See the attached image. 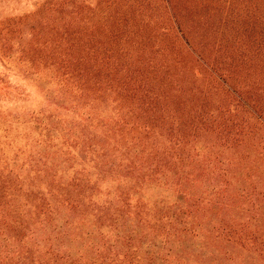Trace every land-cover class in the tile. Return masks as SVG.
Listing matches in <instances>:
<instances>
[{
	"label": "trees",
	"instance_id": "16d2710c",
	"mask_svg": "<svg viewBox=\"0 0 264 264\" xmlns=\"http://www.w3.org/2000/svg\"><path fill=\"white\" fill-rule=\"evenodd\" d=\"M161 2L68 0L19 58L62 84L21 123L0 113V264H264L257 184L234 197L222 183L191 179L207 161L202 141L225 156L214 171L237 169L235 149L251 179L264 130V18L245 0H189L186 10ZM172 53L190 59L198 85H155ZM21 126L18 145L11 131ZM30 177L40 185L26 186ZM58 206L78 224L96 220L97 243L92 230L72 232V217L58 222ZM82 244L93 251L85 256Z\"/></svg>",
	"mask_w": 264,
	"mask_h": 264
},
{
	"label": "rangeland",
	"instance_id": "374dc122",
	"mask_svg": "<svg viewBox=\"0 0 264 264\" xmlns=\"http://www.w3.org/2000/svg\"><path fill=\"white\" fill-rule=\"evenodd\" d=\"M68 0H0V85H6L5 94H0V113L9 112L11 113L12 121L22 122L27 118L24 113L38 111L40 108L45 106L46 104L51 105L52 101H48L45 97V92H48L47 89L52 88L54 85H61L62 83L57 84L54 79H52L51 73L49 70L41 71V73H36L31 67L29 62L22 63L19 58L27 50V46L32 44L39 45L41 43V37H45L46 29L42 26L44 22H51L56 18L64 17V11L67 10L66 2ZM86 3H92L94 5L95 0H84ZM181 6V9L186 10L189 9L190 6L196 5V2H188L189 0H178ZM197 2L205 1V0H195ZM238 1V0H237ZM242 1V0H241ZM152 4L159 8L162 6L161 0H151ZM245 5L252 9V13L255 14V17L260 16L264 18V0H245ZM185 13V12H184ZM160 10H155L154 15H160ZM190 19L187 18L183 19ZM191 25V22L189 24ZM189 26V27H190ZM151 38L155 39V35L157 33H152ZM195 36L194 33L190 34V37L198 40L201 37V34ZM148 35V34H147ZM154 36V37H153ZM40 42L39 44L35 43ZM37 52H32L29 50L28 54L30 57L32 55H37ZM175 53L170 54L167 60L161 58L159 64L161 68L155 85H198L196 83L195 77L193 78L192 71V62L188 57L186 58H178L175 60ZM194 74L200 76L199 70L194 71ZM194 75V76H195ZM163 76L165 78H163ZM168 78V82L167 79ZM58 80V79H57ZM43 85V86H42ZM57 87V86H56ZM43 89V91H42ZM52 93L51 95H54ZM59 100V99H57ZM60 101V100H59ZM110 110V109H109ZM110 111L106 114H109ZM254 123L252 119L250 121ZM258 127H261L259 124L254 123ZM12 129L11 135L13 137H17L18 145L21 144L22 137V128ZM65 125L57 124L56 129L59 131L62 130ZM6 126H3L0 122V136L6 135L4 134V130ZM58 131V132H59ZM255 137L258 139L259 147L255 149H251L250 157L254 160V170L252 173L251 179L246 180L245 173H247L246 166H244V161L242 160V155H237L235 149H231L228 153H232V156H236L235 160L239 164L235 166L237 169L230 170L229 174H222L217 170L214 171L213 164H216L217 167L223 162L225 156L223 154L216 151V148H211V144L208 141H202L198 145V150L202 156H206L207 161L205 164L203 163V169L196 171L193 173L191 179L195 185L203 186L208 189V181L211 179L212 183L215 185H219V183L224 184L226 188V193L234 194V197L238 195H242V191L244 189H249L252 191L250 186V182H253V185L257 184V193H259L258 203L261 205L260 216H264V130L261 128V131ZM3 141V140H2ZM23 144V143H22ZM252 145V142H249L248 148ZM10 156V154H8ZM210 161V162H208ZM257 166V168H256ZM256 168V169H255ZM72 170L66 172L65 176H63L64 183H69L70 175L72 174ZM209 173V174H208ZM243 173V175H242ZM201 174L207 175L205 178V186L204 183L201 182ZM260 174H262L260 176ZM226 175V176H225ZM226 181V182H225ZM55 182H57V176L55 177ZM228 182V183H227ZM39 178L30 177L25 180V185L30 187L31 184L40 185ZM196 189L198 187H195ZM33 189H36L33 186ZM71 197H75V192L72 186H68L64 192ZM147 196H152V198L158 194L156 191H152L151 193L147 192ZM170 194L172 192L170 191ZM84 195V194H83ZM226 195V194H225ZM166 196V195H164ZM245 209H247L251 214H254L255 209L250 206V204H245ZM57 212V221L63 222L65 218L70 220L73 218V221L77 223V215L74 212H69L67 209L58 206L56 208ZM94 214V212H90V215ZM81 219H83L81 217ZM75 228L72 232L83 233L82 235H88L91 231L89 237H87L88 242L92 244L97 243L98 232L100 227H96L98 222L93 220L92 217L89 219L84 218V220L80 224H73ZM75 233V234H78ZM73 234V233H72ZM74 234V235H75ZM83 249V253L88 255L91 251L90 249H85L84 245L80 246Z\"/></svg>",
	"mask_w": 264,
	"mask_h": 264
}]
</instances>
